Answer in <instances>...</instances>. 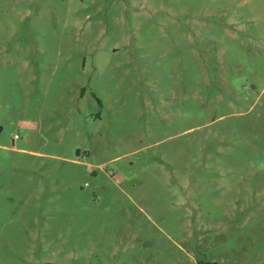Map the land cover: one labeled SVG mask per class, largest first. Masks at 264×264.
<instances>
[{"label":"rangeland","instance_id":"obj_1","mask_svg":"<svg viewBox=\"0 0 264 264\" xmlns=\"http://www.w3.org/2000/svg\"><path fill=\"white\" fill-rule=\"evenodd\" d=\"M0 264H264V0H0Z\"/></svg>","mask_w":264,"mask_h":264}]
</instances>
